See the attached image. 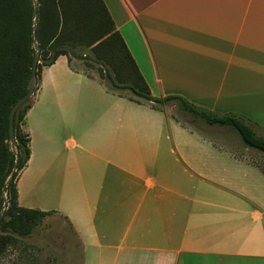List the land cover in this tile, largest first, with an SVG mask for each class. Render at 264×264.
Masks as SVG:
<instances>
[{
	"label": "crops",
	"instance_id": "obj_1",
	"mask_svg": "<svg viewBox=\"0 0 264 264\" xmlns=\"http://www.w3.org/2000/svg\"><path fill=\"white\" fill-rule=\"evenodd\" d=\"M102 1L153 97L264 130V0ZM73 61L42 71L17 181L19 205L60 225L61 264H264V193L245 185L250 174L264 181L261 164ZM163 116L171 143L160 142Z\"/></svg>",
	"mask_w": 264,
	"mask_h": 264
},
{
	"label": "trees",
	"instance_id": "obj_2",
	"mask_svg": "<svg viewBox=\"0 0 264 264\" xmlns=\"http://www.w3.org/2000/svg\"><path fill=\"white\" fill-rule=\"evenodd\" d=\"M36 18L40 45L38 83L44 67L53 65L61 55H68L71 62L76 59L86 68L97 65L99 77L110 92L122 96V91L129 90L132 94L129 100L149 103L159 110L176 102L184 112L209 125L233 129L245 146L264 153V137L256 133L255 124L245 116L219 114L180 95L153 97L123 37L114 31V23L102 0H0V212L4 205V187L16 159L8 144L9 114L28 90L36 53ZM33 102L34 99H28L15 116L20 158L17 171L5 188L8 207L0 223V254L10 243L11 235L32 234L50 213L21 207L18 202L17 181L31 156L30 135L24 125Z\"/></svg>",
	"mask_w": 264,
	"mask_h": 264
},
{
	"label": "rangeland",
	"instance_id": "obj_3",
	"mask_svg": "<svg viewBox=\"0 0 264 264\" xmlns=\"http://www.w3.org/2000/svg\"><path fill=\"white\" fill-rule=\"evenodd\" d=\"M83 63L78 60L73 61V65H78L88 75H95L99 77V67L96 65L93 68H86ZM122 96L129 98L132 96L129 90L122 91ZM33 99V96L31 97ZM149 106V103H142ZM151 106V105H150ZM156 109V108H154ZM164 111L166 116L170 118L172 125L183 126L196 132V138L204 137L213 143L227 144L230 150L239 158H248L257 161L264 169V153L254 149H247L236 131L228 127L217 125H209L202 119L196 118L193 115L184 112L176 102H170L160 108ZM165 128L160 138V142L171 143L169 126L166 122ZM255 131L259 136L264 137V130L256 128ZM231 151V152H232ZM228 157L227 154H225ZM242 177V175H241ZM245 185L251 186L258 190L260 185V193H264V181L258 179L257 173L250 174L245 178ZM46 218V217H45ZM44 218V219H45ZM40 223L42 225L39 229L40 238L33 235L36 231L26 237H21L18 234L11 235V241L5 248L4 252L0 254V264H61L60 262V228L53 221H45ZM54 231V233H53ZM57 231V232H56ZM61 231L65 234H70L68 226L62 224ZM48 234H45V233Z\"/></svg>",
	"mask_w": 264,
	"mask_h": 264
},
{
	"label": "water",
	"instance_id": "obj_4",
	"mask_svg": "<svg viewBox=\"0 0 264 264\" xmlns=\"http://www.w3.org/2000/svg\"><path fill=\"white\" fill-rule=\"evenodd\" d=\"M35 13L37 15V7L35 6ZM36 22H37V18L35 19V27H34V47L36 50L34 59H33V65H32V73H31V77L29 80V86H28V90L27 92L20 97L16 103L13 105V107L10 110V114H9V139H8V144H9V149L12 153L15 154L16 159H15V164L14 167L11 171L10 176L7 179V182L5 184L4 187V191H3V196H4V205H3V209L0 212V223L3 217V213L6 210V208L8 207V201H7V194L5 191V188L8 184V182L13 178L15 172L17 171V167H18V162H19V158H20V154H19V148L17 145V140H16V136H15V116L18 112V110L23 106V104H25V102L30 99L32 96H34L35 90L38 86V77H37V66L39 63V59H40V45L38 43V37L36 34Z\"/></svg>",
	"mask_w": 264,
	"mask_h": 264
}]
</instances>
